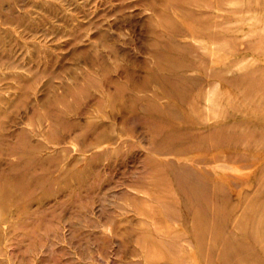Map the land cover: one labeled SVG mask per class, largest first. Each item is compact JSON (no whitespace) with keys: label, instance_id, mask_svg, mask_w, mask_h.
<instances>
[{"label":"rangeland","instance_id":"rangeland-1","mask_svg":"<svg viewBox=\"0 0 264 264\" xmlns=\"http://www.w3.org/2000/svg\"><path fill=\"white\" fill-rule=\"evenodd\" d=\"M0 264H264V0H0Z\"/></svg>","mask_w":264,"mask_h":264}]
</instances>
